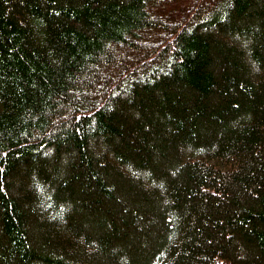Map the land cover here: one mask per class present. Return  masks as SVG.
Masks as SVG:
<instances>
[{"label":"trees","instance_id":"obj_1","mask_svg":"<svg viewBox=\"0 0 264 264\" xmlns=\"http://www.w3.org/2000/svg\"><path fill=\"white\" fill-rule=\"evenodd\" d=\"M0 264H264V0H0Z\"/></svg>","mask_w":264,"mask_h":264},{"label":"rangeland","instance_id":"obj_2","mask_svg":"<svg viewBox=\"0 0 264 264\" xmlns=\"http://www.w3.org/2000/svg\"><path fill=\"white\" fill-rule=\"evenodd\" d=\"M255 30H257V28H256ZM235 39L238 40V37L235 38ZM239 39H241V42H243V36L239 37ZM100 154H102V153L100 152ZM110 160H112V159H109V161H110ZM112 161H113V160H112ZM116 166L118 167L119 165H116ZM125 166H127V165H125ZM125 166H120V169L123 170L124 172L127 171V169H126V171H125V168H126ZM126 173H127V172H126ZM127 174H128V173H127ZM143 175H144V174H143ZM140 176H142V175H139V176L134 175L133 178H134L135 180H139V178H140L145 188H147V189H151V188L157 186V184H153V185H152L151 181H149L148 178H146V177L141 178ZM144 176H145V175H144ZM31 183H32V182H31ZM32 185H34V183H32ZM36 188L38 189L37 186H36Z\"/></svg>","mask_w":264,"mask_h":264}]
</instances>
